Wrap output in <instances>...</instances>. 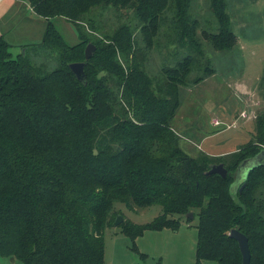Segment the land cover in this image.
I'll return each instance as SVG.
<instances>
[{
	"label": "trees",
	"instance_id": "1",
	"mask_svg": "<svg viewBox=\"0 0 264 264\" xmlns=\"http://www.w3.org/2000/svg\"><path fill=\"white\" fill-rule=\"evenodd\" d=\"M21 1L45 25L39 43L16 56L0 33V256L22 264H105L104 229L122 214L112 210L121 202L161 207L148 222L118 224L133 248L144 229L175 228L197 207L195 264H241L231 228L246 235L250 264H264V207L254 197L264 162L235 184L239 163L264 147V111L254 139L228 159L189 155L171 125L180 87L212 73L197 29L216 51L236 43L227 0H208L211 30L191 14L192 0ZM98 8L113 9L114 25L106 27ZM56 17L73 24L77 42L65 40ZM165 24L169 46L187 53L163 61L155 80L145 62ZM88 42L95 49L86 59ZM38 50L55 52V66L33 59ZM75 61L83 62L84 81L69 68ZM219 162L225 176L206 173Z\"/></svg>",
	"mask_w": 264,
	"mask_h": 264
},
{
	"label": "rangeland",
	"instance_id": "2",
	"mask_svg": "<svg viewBox=\"0 0 264 264\" xmlns=\"http://www.w3.org/2000/svg\"><path fill=\"white\" fill-rule=\"evenodd\" d=\"M24 3L27 2L4 0L0 4V33L11 42L13 56L23 52L20 42L39 43L45 25V19ZM190 9L201 28L213 29L208 0H192ZM227 9L236 34L235 45L228 50L216 51L200 35L201 29H197L198 40L212 73L195 84L180 87V103L171 120L172 127L180 136V147L191 156L201 150L213 156L223 154L228 159L230 152L254 139L256 117L264 111V0H227ZM113 12V9L96 10L106 27H111L116 21ZM54 22L69 44L78 41L73 24L62 17L54 18ZM171 40V29L165 24L145 62L148 74L155 80L160 79L163 61L172 62L187 53L186 49L169 46ZM55 58V52L43 50L36 51L33 57L36 61H44L48 68L55 66ZM202 67L203 64L190 74V80L202 73ZM243 109L247 111V117L240 116ZM213 117L220 120L218 125L212 123ZM232 191H235V185ZM254 197L256 203L260 202L264 207V183L256 187ZM112 210H120L124 218L133 222L145 223L158 215L161 207L158 204L128 207L115 202ZM188 210L192 217L181 215L175 228L144 229L134 239V248L132 239L120 225L112 223L106 226L105 264H195L198 208ZM210 262L216 264L215 261ZM0 264L22 262L15 257L0 256Z\"/></svg>",
	"mask_w": 264,
	"mask_h": 264
},
{
	"label": "water",
	"instance_id": "3",
	"mask_svg": "<svg viewBox=\"0 0 264 264\" xmlns=\"http://www.w3.org/2000/svg\"><path fill=\"white\" fill-rule=\"evenodd\" d=\"M94 49H95V45L93 43L88 42L86 44L84 48V56L86 59L91 56ZM69 68L74 73V75L78 80L84 81L85 74L83 71V62L81 61L70 62ZM262 162H264V147L260 149L259 152H257L255 155L247 157L239 163L236 170L235 184L240 181H243L246 178L249 170L261 164ZM226 172L227 170L222 162L210 164L209 169L206 171V173H219L222 176H225ZM243 185L244 183L242 184V186ZM185 216L192 217V212L188 211L187 213H185ZM123 220H124L123 215L118 214L114 219L113 223L117 225L120 224ZM228 234L230 237H233L238 242V246L242 258L241 264H250V252H249L248 240L246 235L237 228H231Z\"/></svg>",
	"mask_w": 264,
	"mask_h": 264
},
{
	"label": "built area",
	"instance_id": "4",
	"mask_svg": "<svg viewBox=\"0 0 264 264\" xmlns=\"http://www.w3.org/2000/svg\"><path fill=\"white\" fill-rule=\"evenodd\" d=\"M240 116L241 117H247V111L245 109L240 111ZM212 123L215 125H218L220 123V120L217 117L212 118Z\"/></svg>",
	"mask_w": 264,
	"mask_h": 264
},
{
	"label": "crops",
	"instance_id": "5",
	"mask_svg": "<svg viewBox=\"0 0 264 264\" xmlns=\"http://www.w3.org/2000/svg\"><path fill=\"white\" fill-rule=\"evenodd\" d=\"M4 0H0V4L3 2ZM22 3H23V1H21ZM25 4V3H24ZM25 5H27V3L25 4ZM29 6V9L34 13V11L32 10V8H31V6L30 5H28ZM3 34V33H2ZM3 36L5 37V35L3 34ZM40 39H41V37H40ZM40 39H39V41H40ZM7 40V39H6ZM8 41V40H7ZM9 42V44L11 45V42L10 41H8ZM31 42H26V41H23V42H20L19 44H21L23 47H25V46H27V45H29ZM205 152H207V151H205ZM217 155V154H216Z\"/></svg>",
	"mask_w": 264,
	"mask_h": 264
}]
</instances>
